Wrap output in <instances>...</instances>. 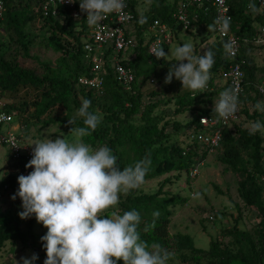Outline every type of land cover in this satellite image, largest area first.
<instances>
[{
  "label": "trees",
  "instance_id": "trees-1",
  "mask_svg": "<svg viewBox=\"0 0 264 264\" xmlns=\"http://www.w3.org/2000/svg\"><path fill=\"white\" fill-rule=\"evenodd\" d=\"M44 1L4 0L5 13L3 19L0 20V26L11 34V42L22 51L25 57H28L31 42L27 40L24 28L33 18H39L42 27H45L48 32V45L54 52L61 54V58L55 68L46 63H40L43 73L38 76L21 67L16 59L7 58L10 45L7 42L0 43V93L16 94L21 88L34 90L36 95L32 106L36 112V122L42 126L62 125L68 131L72 127L68 124L69 119L75 121L74 127L83 126V118L72 116V114L78 111L83 99H88L91 101L89 111L94 113L95 108H100L104 112L106 122V125L99 124L97 129L86 137L91 146L102 143L110 147L112 151H116L118 147L127 145L130 141L133 153L132 162L135 163L146 155L150 156L151 167L145 180L173 172L176 173L173 177L177 179L181 175L190 179L189 173L204 160L208 155L207 151L197 144L181 146L177 140L171 143L172 134L167 129L170 127L178 135L187 138L192 128L200 127L198 122L200 116L216 114L213 112L214 107L199 112L184 126L176 121L165 122L159 126L162 118L154 114L160 104L158 100H154L157 95L154 92L141 94L137 82L141 76L147 79L148 73L157 71L158 67L163 64V58L157 59L155 55L151 56L148 53L150 42L146 38L148 25L153 20H159L174 29V35L177 31H182L172 18L179 0L172 4H168L167 0H152L149 11L144 15L136 12L133 0H128L129 10L134 15L130 30L133 31L138 45L134 57L124 58L121 61L123 66L130 68L134 73V82L130 91L125 90L116 82L110 65H106L107 73L100 91L77 84L78 77L91 75L89 58L83 50L84 43L88 41V39L84 41V37L88 35L85 19L75 22L65 9H60L56 17L44 16L41 9ZM250 2L254 3L252 0H232L230 2L229 32L239 37L242 42L244 39L252 38L258 31V27L264 25V11H262L264 9L260 10L254 3L257 8L254 13L248 7ZM28 7H31L35 13L22 18L20 11ZM189 16L191 25L187 31L194 28L208 31L207 25L215 21L212 8L206 11L203 7L200 9L193 7L189 11ZM208 32H212L215 37L206 47V51L211 50L214 53V64L210 70L211 78L207 85L215 91L213 93H200L192 90L184 92L183 98L177 102L175 115L196 109L197 105L209 102L213 95L219 97L220 92L227 88V86L221 88L215 86L216 81L225 77L231 64L224 48L226 42L219 39L214 31ZM242 46L240 58L246 61L244 67L245 93L241 98L243 104V102L252 100L250 96H247V92L251 91L256 97H262L257 93L253 83L255 67L250 55L253 51L263 49L254 48L246 43ZM162 47L166 52L169 45ZM109 54H111L110 50L106 52V55ZM145 96L149 101L143 106ZM258 100H253L254 105ZM55 108H62L63 114L51 116L50 113ZM5 109L13 114L11 107L5 105ZM240 112L252 122L259 120L264 123V111L262 110L254 108L251 115H248L243 108ZM137 114H140L141 121V124L136 127L137 134L133 137L123 136L129 121ZM231 126L233 127H226L223 130L222 141L217 149L218 152L220 151L219 162L238 177L237 194L243 205L254 208L256 211L252 233L238 228L239 214L232 227L222 230L221 237L230 239L232 247L225 246L220 240L211 239L208 249L202 250L194 246L189 235L169 232L171 207L184 205L187 202L186 198L172 196L164 190L172 177L165 178L154 193H144L140 189L125 193L117 205V211L120 214L130 210L140 213L141 238L150 245L158 243L167 251L174 253V257L169 260L168 264H264V138L262 132L251 134L248 129L241 128L236 123ZM5 177L4 184L10 187V192L6 195L17 192L19 187L15 185L14 173L5 175ZM214 188L220 193L216 186ZM155 212H159L158 217L153 216ZM34 218L33 215L27 219L25 230H20L17 223L12 220H0V248L6 242L19 241L22 245L29 244L39 250L45 260L46 250L43 248L41 236L33 232ZM154 220L155 228H149V231L145 232L144 229ZM118 264H123V261H118Z\"/></svg>",
  "mask_w": 264,
  "mask_h": 264
},
{
  "label": "clouds",
  "instance_id": "clouds-1",
  "mask_svg": "<svg viewBox=\"0 0 264 264\" xmlns=\"http://www.w3.org/2000/svg\"><path fill=\"white\" fill-rule=\"evenodd\" d=\"M74 3L75 0H68ZM79 7L86 12L89 26H98L106 15L124 14L125 0H79ZM256 12V5H248ZM231 17L217 18L207 25L208 31L227 33ZM224 48L234 54V41L225 43ZM157 59L169 56L163 47L151 50ZM178 65H173L166 77L165 84L173 77L182 83V88L193 92H204L210 80V70L214 64V53L207 50L203 55L195 53L194 45L186 42L177 46L172 53ZM186 61V63H185ZM238 85L226 88L214 102L213 112L227 120L235 115L239 107ZM91 101L83 99L78 115L83 118V126L72 125L70 133L74 139L69 141L58 136L54 140L44 138L32 145V158L25 165L32 168L28 175L18 176L19 188L11 197L18 196L22 201L21 219L35 216L47 232L41 236L46 250L44 264H168L174 257L158 243L151 245L141 238L139 225L140 213L136 210L120 214L115 210L120 202L121 193L139 189L145 183V177L151 167L150 156L136 161L133 165L121 169L118 157L107 145L93 148L84 143V137L90 136L101 119L89 111ZM258 110L264 111L261 105ZM251 134L264 133V123L257 120L251 124ZM111 210V211H110ZM154 217L159 212L153 213ZM155 228V220L144 229ZM38 255L21 257L22 264H35ZM16 264L20 262L16 261Z\"/></svg>",
  "mask_w": 264,
  "mask_h": 264
},
{
  "label": "rangeland",
  "instance_id": "rangeland-1",
  "mask_svg": "<svg viewBox=\"0 0 264 264\" xmlns=\"http://www.w3.org/2000/svg\"><path fill=\"white\" fill-rule=\"evenodd\" d=\"M174 1L176 0H167V3L172 4ZM133 2L136 12L144 15L149 11L152 0H133ZM33 13L35 11L31 7H28L20 11V16L23 18ZM24 33L26 34L27 40L31 42L28 57H25L22 51L11 42V34L0 26V43L7 42L10 45L9 50H7V58L10 60L16 59L21 67L34 72L38 76L43 73L40 63H46L55 68L61 58V54L54 52L48 45V32L45 27H42L39 18H33L24 28ZM214 37L212 32L204 29L194 28L186 32L177 31L174 40L165 52L169 55L166 58L167 60L163 58V64L158 67L157 71L148 73L147 79L145 76L138 78L137 82L141 94L146 95L154 92L157 95L154 100H158L160 104L156 111H154V114L160 115L162 118L159 126H162L165 122L171 123L173 121L184 126V124L193 120L199 112L213 108L214 102L219 99V97L213 95L210 97L209 102L197 105L198 109L196 108L184 114L175 115L174 110L178 104L177 102L183 98L184 92L190 89L182 88V83L175 77H173L172 82L169 84H165L164 82L169 69L173 65L179 64L172 54L177 46L191 42L194 45L195 53L197 55H203L207 45L213 41ZM146 38L148 40L150 36L148 35ZM87 39L88 35L84 37V41ZM137 46L135 41V47L124 53L125 58L134 57ZM250 58L255 67L253 83L255 86H264V50L251 52ZM152 80L153 82H151ZM246 94L252 100L243 102L241 109L243 108L248 115H251L253 109L257 108L256 105L258 103L264 109V97L258 98L251 91ZM35 95L36 92L34 90L25 88H21L16 94L0 93V101L12 108L14 118L10 125L0 127V137L11 131L17 134L23 142L31 145L36 140H43L46 137L54 140L58 136H61L66 140H73V134L62 125L42 126L36 122V112L32 106ZM143 100L142 105L145 106L149 99L145 96ZM253 100H258L256 105H254ZM50 114L51 116H59L63 114V110L62 108H55ZM94 114L100 117L101 125H106L104 112L100 108H95ZM72 116H79L78 111H74ZM252 123V120L240 112L236 125L249 130ZM140 124V114H137L129 121V125L126 126V131L123 132V136H135L137 134L136 127ZM232 127L230 126V128ZM167 130L172 134L171 143L175 142V140L181 146L188 143L187 138L178 135L174 129L169 127ZM262 136L264 138V133H262ZM82 139L84 143L90 145V141L86 137ZM100 146H104V144L96 143L92 147L98 148ZM131 147L132 145L129 141L127 145L118 147L116 151L113 150V154L118 157V163L121 169L134 163L132 162L133 153ZM219 156L220 151L208 154L198 167L199 173L197 177L193 179H187L185 175H181L177 179L173 177V175H176L173 172L151 180H145V183L139 188L144 193H154L158 185L165 178L172 177L171 182L165 186L164 190L172 196L186 198L187 202L184 205L171 207L172 217L169 232L171 234L182 233L189 235L194 246L202 250L208 249L211 239L220 240L225 246L232 247L231 240L222 238L221 232L223 229L230 228L235 224V218L238 214L240 216L238 223L240 230L252 233L255 225V209L243 205L237 194L238 177L224 165L220 164ZM13 169L14 164L9 158L8 149L0 144V187L5 183V175L11 174ZM214 186L218 188L220 193L216 191ZM15 193L4 195L0 198V220H12L17 223L20 230H25L27 219H21L18 215L19 212L23 211L22 201L18 196L15 200L11 199ZM124 195L125 193H121L120 199ZM115 210L117 211V206ZM33 232L37 236H43L46 234L47 229L34 218ZM33 253L39 257L35 261V264H44V259L39 250L34 249L29 244L25 246L19 241H9L0 248V264H16V261L22 264L20 258L31 257Z\"/></svg>",
  "mask_w": 264,
  "mask_h": 264
},
{
  "label": "built area",
  "instance_id": "built-area-1",
  "mask_svg": "<svg viewBox=\"0 0 264 264\" xmlns=\"http://www.w3.org/2000/svg\"><path fill=\"white\" fill-rule=\"evenodd\" d=\"M232 0H179L176 4L172 18L176 25L181 27L183 32L190 28L189 11L195 7L197 9L204 8L208 10L212 8L214 19L219 17L230 16V2ZM260 10L264 9V0H252ZM127 7L123 10L124 14L112 13L106 15V18L98 26H89L86 20L87 13L82 12L79 7V0L74 3H69L68 0H45L42 4V13L44 16L51 15L56 17L60 9H65L75 22H80L83 18L87 26L88 41L83 45V50L89 58L90 76H81L77 79V84L89 89L100 91L103 87L104 78L107 73L106 65H110L113 70L114 78L125 90L130 91L131 85L134 82V73L130 68H126L121 64L124 60V53L135 47L134 33L130 27L134 21V15L129 10L128 0H125ZM5 13L4 0H0V20L3 19ZM147 32L150 38L148 39V53L151 56V50L170 45L174 40V29L168 27L165 23L159 20H153L147 27ZM215 35L219 39L234 41V54L227 51V56L231 61L228 72L224 77L225 83L223 86L227 88L238 85L239 92V107L234 116L227 120L220 118L217 114L210 116L202 115L199 117V128H192L187 135V144H197L200 148L207 151V154H213L220 147L222 141L223 130L230 127L233 123H237L241 111V98L244 94L245 73L244 67L246 61L240 58L243 43L249 44L254 48L264 50V25L258 27L256 34L250 39H244L242 42L239 37L219 30V25L214 30ZM111 51V54L106 55V52ZM222 86V87H223ZM257 93L264 97V86H256ZM214 88L207 85L204 93H213ZM13 114L5 109V104L0 101V127L10 125L13 122ZM0 144L8 149V155L11 162L14 164L13 173L15 175V185L19 187L18 176L28 175L32 168H26L25 165L32 158L33 145L23 142L19 136L11 131L0 137ZM202 163V162H201ZM198 163L189 173L191 179L197 177ZM10 192V187L4 184L0 188V198ZM192 196V195H191Z\"/></svg>",
  "mask_w": 264,
  "mask_h": 264
},
{
  "label": "crops",
  "instance_id": "crops-1",
  "mask_svg": "<svg viewBox=\"0 0 264 264\" xmlns=\"http://www.w3.org/2000/svg\"><path fill=\"white\" fill-rule=\"evenodd\" d=\"M224 83H225V80H224V78H223V79H220V80L216 81V82H215V86H216L217 88H221V87L224 85Z\"/></svg>",
  "mask_w": 264,
  "mask_h": 264
}]
</instances>
